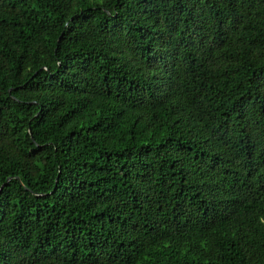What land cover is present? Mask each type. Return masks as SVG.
<instances>
[{
  "label": "trees",
  "instance_id": "obj_1",
  "mask_svg": "<svg viewBox=\"0 0 264 264\" xmlns=\"http://www.w3.org/2000/svg\"><path fill=\"white\" fill-rule=\"evenodd\" d=\"M0 264H264V0H0Z\"/></svg>",
  "mask_w": 264,
  "mask_h": 264
}]
</instances>
